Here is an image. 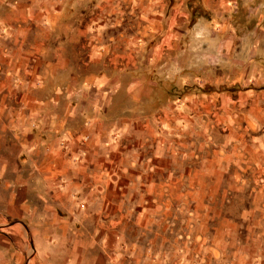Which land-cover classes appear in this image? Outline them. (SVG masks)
Wrapping results in <instances>:
<instances>
[{
    "label": "rangeland",
    "instance_id": "1",
    "mask_svg": "<svg viewBox=\"0 0 264 264\" xmlns=\"http://www.w3.org/2000/svg\"><path fill=\"white\" fill-rule=\"evenodd\" d=\"M59 4L72 63L84 67L93 51L126 67L129 53L119 81L133 92L116 97L142 111V236L121 222L126 233L100 238L108 264H264V0ZM25 88L0 92V264L21 257L2 245L13 222L1 215L24 140L11 106Z\"/></svg>",
    "mask_w": 264,
    "mask_h": 264
},
{
    "label": "crops",
    "instance_id": "2",
    "mask_svg": "<svg viewBox=\"0 0 264 264\" xmlns=\"http://www.w3.org/2000/svg\"><path fill=\"white\" fill-rule=\"evenodd\" d=\"M37 1L0 0L8 13L0 17V92L26 87L11 106L12 130L24 140L2 245L16 247L14 264H108L100 238L126 233L121 222L142 236V111L116 97L131 98L130 81H119L130 75V55L118 67L92 51L76 68L64 48L73 27L60 18L63 4ZM27 239L33 255L24 260Z\"/></svg>",
    "mask_w": 264,
    "mask_h": 264
}]
</instances>
